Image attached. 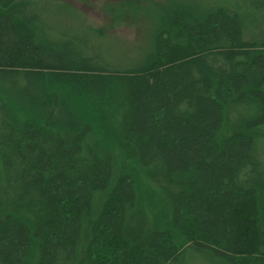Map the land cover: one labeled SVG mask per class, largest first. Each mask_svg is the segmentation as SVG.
Instances as JSON below:
<instances>
[{"label": "trees", "instance_id": "1", "mask_svg": "<svg viewBox=\"0 0 264 264\" xmlns=\"http://www.w3.org/2000/svg\"><path fill=\"white\" fill-rule=\"evenodd\" d=\"M192 2L118 68L0 0V264H264V32Z\"/></svg>", "mask_w": 264, "mask_h": 264}, {"label": "rangeland", "instance_id": "2", "mask_svg": "<svg viewBox=\"0 0 264 264\" xmlns=\"http://www.w3.org/2000/svg\"><path fill=\"white\" fill-rule=\"evenodd\" d=\"M49 41L70 38L101 65L132 68L153 46L163 13L188 0H32ZM191 1V0H190ZM237 15L249 39L264 32V0H193ZM192 2V3H193ZM185 264H221L194 252Z\"/></svg>", "mask_w": 264, "mask_h": 264}]
</instances>
